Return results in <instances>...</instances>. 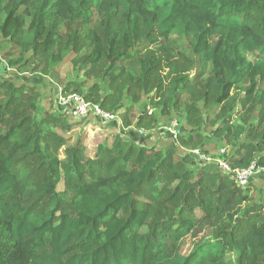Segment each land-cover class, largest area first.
Instances as JSON below:
<instances>
[{
  "label": "trees",
  "instance_id": "trees-1",
  "mask_svg": "<svg viewBox=\"0 0 264 264\" xmlns=\"http://www.w3.org/2000/svg\"><path fill=\"white\" fill-rule=\"evenodd\" d=\"M26 24L34 57L54 64L76 55L87 81L100 79L85 101L112 113L154 91V107L178 111L183 129L176 140L160 132L171 142L164 149L116 136L91 159L51 129L57 115L36 120L33 88L0 76V264H264L250 184L184 155L212 151L197 129L218 108L209 125L213 141L232 147L223 159L264 169V119L239 117L264 85V0H0V53ZM1 56V70L19 69L11 53ZM174 57L189 73L176 74L165 94L156 74L175 70ZM70 90L83 93L76 82ZM155 119L137 127H158ZM27 157L29 173L20 169ZM204 229L211 235L183 255L184 240Z\"/></svg>",
  "mask_w": 264,
  "mask_h": 264
},
{
  "label": "rangeland",
  "instance_id": "rangeland-1",
  "mask_svg": "<svg viewBox=\"0 0 264 264\" xmlns=\"http://www.w3.org/2000/svg\"><path fill=\"white\" fill-rule=\"evenodd\" d=\"M28 22H30V18H28ZM27 29L28 24L24 25L19 31V36H17L15 40L16 45L13 46L12 44H8L6 46V49L4 50V52L6 53H11L12 59L18 61L19 69H7L6 67L5 70H1L6 66V63L2 60L1 56L4 52H1L0 76L3 81L13 84L15 87H20L23 85L27 88L34 89V95L37 99L38 105L36 106V120L45 118L48 115H57L59 120L55 125H52L51 129L56 131L57 135L62 137L68 145L74 146L76 143H81L82 147L86 150V156L91 159L96 155L99 146L104 145L109 148L111 143L113 142L114 137L116 136L120 137L122 141H125L130 137H134L132 139L135 144L144 145L146 147L154 145L156 148L164 149L171 145V142L169 140H166L167 138L160 134V128L167 126L168 123L171 122V119H175L179 123V120L182 119L181 114L178 113V111L176 112L174 109H171L170 115L166 116L160 110H157V108L154 107V105L150 101L154 96V91H152L148 95H142L140 101L137 104H126L118 111L112 112L113 114H116L118 116L119 122L102 124L96 119H78L72 113V111L69 110H67L64 114H58L57 110L59 111L60 107H57L55 103V97L60 89L64 92L67 86L76 82L80 85L83 92L79 95H84L85 93H87V90L93 85L102 86L103 84L99 78L94 76L91 79L89 78V81H87L88 79L84 76V72L79 69V64L74 65L73 63V60L76 59V55H69L65 59L61 58L57 63L54 64H49L48 58H46L44 55L37 54L34 57L31 50L28 49V40L30 33ZM79 47H81L80 49L83 50L82 52H86L88 50L87 45L83 42H81ZM173 60L177 62L175 70H170L163 66L156 74V76H159L158 81H162V87L165 94L168 91L167 88L170 86L172 78L175 77L176 74H185L188 72V68L183 60L176 57H174ZM249 60H254V58L249 56ZM194 73V70H192V72H190V75H194ZM256 91L257 93L255 105L250 107V111L245 110V113L239 114V117L242 119V121L244 118L250 117L248 119L252 122L253 125H257L264 119V85L261 84ZM67 93L73 92L70 90ZM155 101L157 100L154 99L153 102ZM26 104L31 105L30 102H27ZM217 110L218 108L214 113L208 112V115L203 114L202 126L197 129V132H202L205 135L206 144L209 143L208 146H210L212 149L209 154L214 158L221 157V151H223L224 157L228 156L232 149V147L225 141H213L212 139V131L209 123L212 119V115L216 114ZM150 114L155 115L156 117V119L154 120V124L158 121V124L160 123V125L158 127H155L153 126V124H151L147 129L137 127L138 124H136V122L138 121V119L143 116L149 117ZM123 115H126V117L129 118L128 128L123 126L122 124ZM238 123L240 122L235 118L233 124L237 125ZM179 125L180 128L183 129L182 124L179 123ZM184 129H186L185 126ZM184 155L187 159H189V157L191 158L190 152H184ZM185 156L183 157V160H185ZM58 157L60 159H65L64 149H61L58 152ZM191 161L193 160L191 159ZM32 162V159H29L27 157L21 165V171L29 173V164ZM212 165L214 166V163L206 165L207 167L205 169L212 170V168H208ZM249 184L251 191L250 197L257 205L258 213L260 215L257 223H262L264 222V171H260L258 176L250 180ZM62 189L63 186L62 184H60L58 186V191L61 192ZM209 235H211V230L209 229L201 230L199 232H196L195 234L192 233L182 243V254H189L199 242H201L206 236Z\"/></svg>",
  "mask_w": 264,
  "mask_h": 264
},
{
  "label": "built area",
  "instance_id": "built-area-1",
  "mask_svg": "<svg viewBox=\"0 0 264 264\" xmlns=\"http://www.w3.org/2000/svg\"><path fill=\"white\" fill-rule=\"evenodd\" d=\"M55 103L58 108L60 107L59 109L63 113H66L67 110L72 111L78 119H96L102 124L119 122L116 114L104 111L98 105L88 103L85 101L84 97L79 94L65 93L60 89L55 97ZM160 132L167 133L173 140H176L181 133L180 125L176 120H173L169 125L161 127ZM190 153L198 164L209 165L214 163V166L220 173L242 188H245L250 183L251 179L258 176L260 171H264V169L256 166L254 162L244 169H232L223 159V151H221L222 156L220 155L221 157L218 158H214L212 155L210 156V154L205 155L199 150H192Z\"/></svg>",
  "mask_w": 264,
  "mask_h": 264
},
{
  "label": "crops",
  "instance_id": "crops-1",
  "mask_svg": "<svg viewBox=\"0 0 264 264\" xmlns=\"http://www.w3.org/2000/svg\"><path fill=\"white\" fill-rule=\"evenodd\" d=\"M93 120V119H92ZM152 138V137H151ZM153 139H154V136H153Z\"/></svg>",
  "mask_w": 264,
  "mask_h": 264
}]
</instances>
